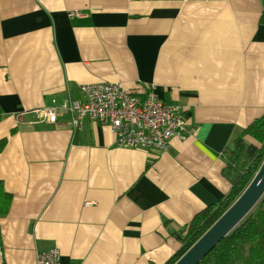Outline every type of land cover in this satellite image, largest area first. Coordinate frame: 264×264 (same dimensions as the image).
Instances as JSON below:
<instances>
[{"label":"crops","instance_id":"obj_1","mask_svg":"<svg viewBox=\"0 0 264 264\" xmlns=\"http://www.w3.org/2000/svg\"><path fill=\"white\" fill-rule=\"evenodd\" d=\"M261 0H0V264H165L206 205L231 186L223 168L264 115ZM77 11V13H76ZM75 12L71 16L68 14ZM108 80L178 105L184 139L117 147L109 126L35 110ZM247 141H253L249 136ZM95 202L87 205L85 202Z\"/></svg>","mask_w":264,"mask_h":264},{"label":"built area","instance_id":"obj_2","mask_svg":"<svg viewBox=\"0 0 264 264\" xmlns=\"http://www.w3.org/2000/svg\"><path fill=\"white\" fill-rule=\"evenodd\" d=\"M75 12H70L71 16ZM77 13V11H76ZM82 98H64L35 110V121L53 124L60 112L70 116L73 128L83 120L109 126L117 147L155 148L167 151L173 136H186L181 109L159 97L150 84L144 96L129 91L122 83L98 80L80 86ZM94 205L95 202H85ZM36 264H60L57 247L40 251Z\"/></svg>","mask_w":264,"mask_h":264},{"label":"trees","instance_id":"obj_3","mask_svg":"<svg viewBox=\"0 0 264 264\" xmlns=\"http://www.w3.org/2000/svg\"><path fill=\"white\" fill-rule=\"evenodd\" d=\"M264 22V0H261ZM3 111L0 106V120ZM249 136L253 141H247ZM7 142L0 139V151ZM264 159V115L255 118L235 138L223 168L230 178L229 191L216 201L197 212L187 224L185 234L179 237L180 248L165 262L173 264L231 205L249 184ZM12 195L0 180V217L7 214ZM197 264H264V193L242 220L197 263Z\"/></svg>","mask_w":264,"mask_h":264},{"label":"water","instance_id":"obj_4","mask_svg":"<svg viewBox=\"0 0 264 264\" xmlns=\"http://www.w3.org/2000/svg\"><path fill=\"white\" fill-rule=\"evenodd\" d=\"M263 193L264 159L240 195L173 264H197L219 240L242 220Z\"/></svg>","mask_w":264,"mask_h":264},{"label":"rangeland","instance_id":"obj_5","mask_svg":"<svg viewBox=\"0 0 264 264\" xmlns=\"http://www.w3.org/2000/svg\"><path fill=\"white\" fill-rule=\"evenodd\" d=\"M50 106V105H49Z\"/></svg>","mask_w":264,"mask_h":264}]
</instances>
